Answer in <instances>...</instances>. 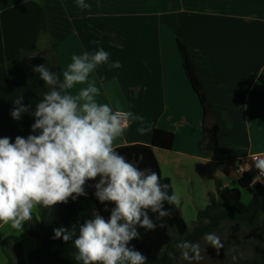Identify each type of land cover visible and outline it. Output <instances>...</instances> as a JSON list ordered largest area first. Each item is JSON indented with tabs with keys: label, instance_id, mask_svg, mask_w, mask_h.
<instances>
[{
	"label": "crops",
	"instance_id": "crops-1",
	"mask_svg": "<svg viewBox=\"0 0 264 264\" xmlns=\"http://www.w3.org/2000/svg\"><path fill=\"white\" fill-rule=\"evenodd\" d=\"M85 3L90 7L81 9L77 0H39V3L0 0V138L8 137L14 142L17 136L38 134L32 132L35 122L32 113L49 88L33 67L48 66L45 53L52 42L59 44L56 56L63 71L73 55L100 50L105 37L118 39L120 35L114 25L120 20L144 23L141 41L149 39L146 35L166 28L165 33L175 35V43L177 39L183 40L191 52L215 110L219 145L230 151L227 159L216 161L198 152L202 141L201 106L187 81L179 53H163L160 32V53H109L108 64L98 66L90 80L94 79L101 89L98 99L104 102L103 95L107 93L104 86L112 85V91L111 77L118 80L120 74L119 68L109 65L115 61L126 64V89H132L134 102L142 108L140 115L146 117L149 110L157 107L161 115L155 122L144 120V126L150 130L143 135L137 131L138 123L131 121L114 146L150 145L155 129L172 133L171 150L154 149L153 154L161 177L169 181L172 191L175 183L181 186V201L185 200L189 211L197 215L199 211L192 206L190 194L193 181L200 200L208 204L210 193L216 195L218 187L227 188V183L238 180L236 170L248 155L264 153V72H261L264 0H85ZM32 55L35 56L30 58ZM85 86L77 85L73 91ZM19 96L31 108L15 120L11 111ZM175 206L183 218L182 206ZM90 212L94 213V207ZM37 214L38 209L33 215ZM24 234L23 230L0 226V264H7L3 242L16 237L22 247Z\"/></svg>",
	"mask_w": 264,
	"mask_h": 264
},
{
	"label": "clouds",
	"instance_id": "clouds-1",
	"mask_svg": "<svg viewBox=\"0 0 264 264\" xmlns=\"http://www.w3.org/2000/svg\"><path fill=\"white\" fill-rule=\"evenodd\" d=\"M77 5L81 9L90 7L85 0H77ZM108 62L109 53L101 48L73 55L60 75L44 64L33 67L49 91L32 113V132L38 134L17 136L14 142L0 138V226L20 231L39 207L52 208L66 204L70 198L86 196L85 185L96 181L93 187L97 200L114 206L110 216L106 219L94 212L78 228L53 229V239L72 241L74 260L80 264H147L148 258L130 247V242L140 238L138 229L155 231L158 226L164 227L165 218L172 215L165 204L178 205L180 200L174 191L169 193L171 184L162 183L157 172L138 168L114 146L131 121L138 123L141 135L150 129L144 126L143 116L124 111L119 99L109 96L112 103L98 99L101 89L90 76ZM109 67L121 65L115 61ZM77 85L86 86L74 92ZM14 104L11 116L15 120L31 108L21 96ZM251 161L243 168L251 171L254 167L258 176L264 177V154L254 155ZM210 223L205 217L203 224ZM203 239L217 252L223 248L215 233H206ZM174 247L189 262L200 261L201 252H205L199 242L184 239Z\"/></svg>",
	"mask_w": 264,
	"mask_h": 264
},
{
	"label": "trees",
	"instance_id": "trees-1",
	"mask_svg": "<svg viewBox=\"0 0 264 264\" xmlns=\"http://www.w3.org/2000/svg\"><path fill=\"white\" fill-rule=\"evenodd\" d=\"M56 47L57 43L52 42L51 48L45 55L47 67L60 75L62 71L57 62ZM176 48L187 81L197 96L202 110V141L198 145V152L211 156L213 160L223 161L227 159L230 151L219 145V125L215 110L206 96L191 52L180 39L176 40ZM173 141L174 135L172 133L155 129L150 145L133 144L120 146L116 149L138 168H149L160 175L153 150L169 151ZM252 178L251 174H244L238 177V188L221 189L218 187L216 195L210 193L207 206L198 212L191 229H188L176 206L166 203L165 207L171 208L172 215L165 218L164 227L158 226L155 231L138 229L141 234L140 238L131 241L129 246L144 254L148 258L147 264H175L181 253L174 245L181 239L193 243L199 242L202 245L205 242L203 237L206 233L221 232L225 223L251 227L264 214V184H253ZM161 182L169 183L162 177ZM95 183L96 181H89L85 185L86 196H80L76 199L70 198L66 204H57L52 208L39 207L37 216L33 215V219L23 227V231L29 237L37 240L36 249L28 255V261H25L19 239L16 237L7 238L2 244L7 264H80L74 260L76 249L72 241L65 243L62 239H53V229L60 227L71 229L74 225L78 228L79 225L92 217L93 213L91 212L83 213L79 204L80 198H85L91 202L94 212H99L106 219L110 216V210L114 206L107 202L101 204L97 200L93 187ZM240 189L250 194L251 201L248 205L241 203ZM171 192L172 189L170 188L169 193L171 194ZM105 208L108 210L105 211ZM205 217L211 220L210 224H203ZM153 219L155 220V216ZM156 223L159 225L160 221H156ZM170 229L175 230L178 236L177 240H172L169 236ZM253 248L255 256L249 264H264V244L259 238L253 243Z\"/></svg>",
	"mask_w": 264,
	"mask_h": 264
},
{
	"label": "rangeland",
	"instance_id": "rangeland-1",
	"mask_svg": "<svg viewBox=\"0 0 264 264\" xmlns=\"http://www.w3.org/2000/svg\"><path fill=\"white\" fill-rule=\"evenodd\" d=\"M145 27L146 25L144 23H138L137 21L135 23L130 20L118 21V23L114 25V28L116 29L115 32L120 35L119 38H114L116 40L115 42V40H112V38L105 37L104 44H102V49L108 53H160L159 43L161 38L163 53H178L175 43V35L171 36L169 32L168 34L165 33L164 31H167L166 28L165 30L154 31L153 34L146 35L145 38L149 39L147 41H141L140 39L142 38V35L140 34ZM170 28H174V25ZM106 31L107 30L105 28V32ZM159 32L161 35L160 38L158 37ZM95 35L98 37V34ZM56 43L58 46V42ZM120 65L121 67H119L120 74L118 80L116 77H114V79L111 77L113 80L112 82H114V89L110 91L112 85L104 86L107 93H104V95L102 94L103 100L104 102L112 103V100L109 99V96H111L113 99H119L124 111H129L134 115L141 116L140 114H142V108L140 107V104L134 102L135 98L131 95L132 89H126V85H128V79L126 76L128 74V68L124 63ZM160 111V107H157L156 110H149L147 116L144 117V120L146 119L147 122H153L154 119L155 122L161 115ZM163 175L165 174L163 173ZM227 186V188L230 189L238 188L237 181L235 179L227 183ZM198 190L199 189L196 187L195 181H193V186L190 188V194L194 200L192 202V206H194V208L200 212L205 208L207 203L205 200H200L201 195L199 194ZM174 191L181 201L180 197L183 195V193L181 186L178 185V183H175ZM240 196V201L243 205H248L250 203L251 196L248 192L240 189ZM182 198H184V196H182ZM181 202H179L177 206H182L181 212L183 219L188 229H191L194 222L196 221L197 215L189 211L187 202L185 200ZM79 204L83 213H90V211L93 209V204L85 198H80ZM215 234L220 237L221 242L223 243V248H221L219 252H217V250L211 245H206L204 242L201 247L205 248V252H201L203 258L200 261L189 262L183 260L180 256L175 264H249V262L255 256L253 243L259 238L262 244H264V214H262L251 227L225 223L223 224L222 231ZM169 236L172 240L178 239V236L173 229L169 230ZM22 240H24L22 246L23 254L25 260L28 261V255L37 247V240L27 236L26 234L22 236Z\"/></svg>",
	"mask_w": 264,
	"mask_h": 264
},
{
	"label": "built area",
	"instance_id": "built-area-1",
	"mask_svg": "<svg viewBox=\"0 0 264 264\" xmlns=\"http://www.w3.org/2000/svg\"><path fill=\"white\" fill-rule=\"evenodd\" d=\"M257 154H264V153H252V154H250V155H248L245 159H244V161L243 162H241L240 164H239V166H238V168H237V170H236V175L238 176V177H240V176H242V175H244V174H251L252 175V179H253V184H264V177H260V176H258L259 175V173H258V171L253 167L252 169H251V171H248V170H245L244 168H243V165L244 164H247V163H249V164H251L252 163V161H251V158L254 156V155H257Z\"/></svg>",
	"mask_w": 264,
	"mask_h": 264
},
{
	"label": "water",
	"instance_id": "water-1",
	"mask_svg": "<svg viewBox=\"0 0 264 264\" xmlns=\"http://www.w3.org/2000/svg\"><path fill=\"white\" fill-rule=\"evenodd\" d=\"M35 55L30 56V58H33Z\"/></svg>",
	"mask_w": 264,
	"mask_h": 264
}]
</instances>
